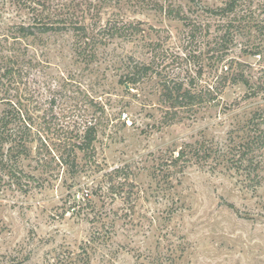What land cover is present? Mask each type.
<instances>
[{
	"label": "rangeland",
	"instance_id": "1",
	"mask_svg": "<svg viewBox=\"0 0 264 264\" xmlns=\"http://www.w3.org/2000/svg\"><path fill=\"white\" fill-rule=\"evenodd\" d=\"M188 1L0 0L2 55L12 52V39L3 37H10L16 25L40 21L67 28L20 45L23 61L16 72L0 70V109L23 104L36 123L35 138L52 148L92 121L101 123L96 145L100 171L78 179L51 162L49 150L36 141L40 155L34 150L35 160L25 165L40 187L27 195L14 187L0 189V264H47V255L56 249L78 252L97 228L106 240L91 244V264H264V185L247 188L234 171L213 173L191 165L184 174L172 175L169 167L160 166L187 143L225 146L236 116L264 105V97L252 102L244 99L242 88L229 87L219 107L168 126L157 77L131 93L120 84L129 58L154 61L169 81L187 82L198 75L199 65H207L200 57L207 39L192 37L190 28L165 12L181 6L187 11ZM96 8L97 24L89 20L87 26L105 44L97 48V61L86 66L74 53L72 26ZM110 23L142 31L110 38ZM240 49L234 48L233 55L241 57ZM242 59L256 77L262 75V59ZM216 76V70L206 69L199 84L215 85ZM117 167L135 180L139 196L133 209L102 200L93 210L84 204L70 209L90 176L100 182Z\"/></svg>",
	"mask_w": 264,
	"mask_h": 264
},
{
	"label": "trees",
	"instance_id": "2",
	"mask_svg": "<svg viewBox=\"0 0 264 264\" xmlns=\"http://www.w3.org/2000/svg\"><path fill=\"white\" fill-rule=\"evenodd\" d=\"M102 1L119 4L125 0ZM188 6L187 11L181 6L180 9L169 8L165 12L190 28L192 37L203 36L207 39L200 50V57L208 63L199 65L198 75L190 77L187 82L174 79L169 81L159 73L154 61L144 62L129 58L120 77V84L128 93L154 76L159 79V102L164 106L163 123L168 126L192 118L201 110L219 107L222 95L229 87L242 88L245 100L254 102L264 97V69L262 75L256 77L252 72L253 67L242 59L254 57L262 59L264 63V0H189ZM27 8L31 10L30 7ZM99 16L96 8L90 18L83 17V21H77L72 26L76 36L74 53L78 62L86 66L97 61V48L99 44H105L104 41H99L98 36L87 26L89 20L97 24ZM213 20L215 25L211 24ZM109 25L106 35L110 38H130L142 31L139 26L132 24L121 27H118V24ZM14 27L10 37H3L10 38L13 42L11 54L10 51L7 55L0 54V70H6L5 74L16 72L15 68L22 64V43L67 31L66 27L50 26L40 21ZM239 46L241 57H236L233 51ZM206 69L217 71L215 85L199 84ZM242 115L236 116L238 126L229 133L225 146L214 145L205 140L187 143L177 155L160 166L169 167L172 175L184 174L191 165L208 168L213 173L221 170L234 171L247 188H261L264 185V105ZM35 124L28 110L19 102L8 103L6 108L0 109V189L14 187L27 195L40 187L38 178L32 171H28L25 165L28 161L35 160L34 150H38L36 154L40 155L39 147H34V144L36 141L42 142L43 138H35ZM100 127V122L92 121L65 143L59 141V144L52 148L42 142L45 146L43 147L49 150L51 162L55 161L57 166L65 168L70 175L78 179L86 178L88 172H98L101 169L96 149ZM40 160L42 159L37 160L38 164H41ZM36 168L35 170H38L39 167ZM103 179L98 182L97 178L90 176L89 182L86 181V185L77 193L80 201L71 203L74 207L70 209L76 210V207L84 204L85 208L93 210L100 200L104 203L120 201L123 205L134 208L139 192L127 169L114 168L105 173ZM92 221L96 224L102 222L97 219ZM105 238L97 228L91 239L78 248V252L69 248L56 249L47 255L50 256L46 257L47 264H91V244L103 245Z\"/></svg>",
	"mask_w": 264,
	"mask_h": 264
}]
</instances>
